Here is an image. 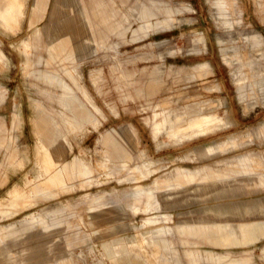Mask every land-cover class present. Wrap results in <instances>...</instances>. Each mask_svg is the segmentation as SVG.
Masks as SVG:
<instances>
[{"label":"rangeland","instance_id":"obj_1","mask_svg":"<svg viewBox=\"0 0 264 264\" xmlns=\"http://www.w3.org/2000/svg\"><path fill=\"white\" fill-rule=\"evenodd\" d=\"M102 2H0V264H264L197 234L264 221V0Z\"/></svg>","mask_w":264,"mask_h":264},{"label":"crops","instance_id":"obj_2","mask_svg":"<svg viewBox=\"0 0 264 264\" xmlns=\"http://www.w3.org/2000/svg\"><path fill=\"white\" fill-rule=\"evenodd\" d=\"M95 3H97V4H95ZM87 10H92V14H89L87 11L84 14V15L87 16V19L91 23V25H95L97 23H103L102 25H106L107 24L106 22H101L98 19V18L101 17V14L99 13L100 10H102V12L105 11V10H108V9H106V5H104V3L102 2V0H91V4L88 5V9ZM255 160H256V158L254 159V162H255ZM251 163H253V160H248L246 162V164H247L246 166H248V164H251ZM231 209H233V208L232 207H228V206L218 207L217 208V212L230 211ZM202 223H208V222H202ZM219 223H216V224H219L218 227L216 228V230H217L216 232L215 231L210 232L209 230H207V231L199 230L198 233H197L198 235L203 236L204 238H207L208 244L210 246H212V247H218V248L222 247V249L230 250L231 248H243V247H248V246H251V245H255L257 242H259L260 240L264 239V237H263V238H260L259 240L255 241L253 243L251 242V243H249L247 245H240V246L214 245V244L211 243V241H213L214 239L219 238L221 235L224 238H230L231 239V237L234 236L233 233L234 232H239L240 228H243L244 226H246L248 224L264 223V221H251V222L240 223V224H237V225H232L228 221H224L222 223H224L225 226H221L222 223L221 222H219ZM188 225L186 224V226H188ZM199 225H201V224H198V227H199ZM191 226L192 227H197L196 224H191ZM226 226L231 227L232 230H230L229 232L226 231ZM183 232L184 233H188L185 228H184V231ZM223 233L225 235H223ZM216 234L218 236H216ZM187 256L189 258H191V257L194 258V256H191V253H188ZM240 261H241V262H239L240 264H247L248 263V258H241Z\"/></svg>","mask_w":264,"mask_h":264},{"label":"bare ground","instance_id":"obj_3","mask_svg":"<svg viewBox=\"0 0 264 264\" xmlns=\"http://www.w3.org/2000/svg\"><path fill=\"white\" fill-rule=\"evenodd\" d=\"M2 1H4V0H0V2H2ZM6 1H7L6 15L8 14L9 19H14V18H16V16L19 18L21 15L22 16L24 15L23 12H26L25 8H26L27 0H6ZM67 1L71 2V3L74 2V0H67ZM64 2H65V0H64ZM1 4H2V8H4V3H1ZM55 12H58V11H55ZM58 14H59V12H58ZM72 26H73V24L70 21H68V22L62 23L60 26H58L57 31H60V32L64 31V32L71 33V34L75 35L76 33H75V31L72 30V28H71ZM57 43H58V41H57ZM57 46L60 49H66V48H68V42L65 40H62L57 44ZM224 124L225 123H224L223 117H220L218 115L211 114V115H207V116H202L198 119H195L191 123L190 130L188 131L187 135H196V136L199 134L204 135L208 132L214 131L217 128H222L221 126H223ZM177 137H179V136H177Z\"/></svg>","mask_w":264,"mask_h":264}]
</instances>
